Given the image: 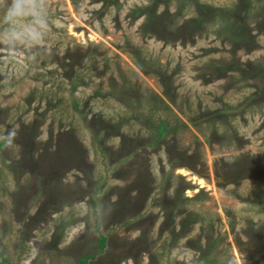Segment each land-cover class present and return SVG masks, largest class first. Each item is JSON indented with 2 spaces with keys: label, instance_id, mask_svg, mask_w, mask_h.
<instances>
[{
  "label": "rangeland",
  "instance_id": "obj_1",
  "mask_svg": "<svg viewBox=\"0 0 264 264\" xmlns=\"http://www.w3.org/2000/svg\"><path fill=\"white\" fill-rule=\"evenodd\" d=\"M115 1L26 0L41 26L28 14L13 23V0H0V256L8 264H264V241L250 245L253 225H264V102L240 114L250 96L264 97V0H199L203 26L179 37L165 27L179 8V25L197 18L192 0ZM152 2L170 17L144 35L146 17L134 12ZM229 14L243 23L239 40L224 30ZM33 28L39 42L12 38ZM136 48L175 73L177 106L157 103L152 120L193 117L212 145L193 128L156 142L152 123L135 120L164 91L136 66ZM28 131L36 136L27 156ZM238 171L244 178L228 184ZM179 177L193 187L186 197L203 193L180 212L202 221L182 230L178 214L175 232L186 235L174 244L161 231ZM212 238L220 245L209 255ZM255 250L262 257L253 259Z\"/></svg>",
  "mask_w": 264,
  "mask_h": 264
},
{
  "label": "trees",
  "instance_id": "obj_2",
  "mask_svg": "<svg viewBox=\"0 0 264 264\" xmlns=\"http://www.w3.org/2000/svg\"><path fill=\"white\" fill-rule=\"evenodd\" d=\"M111 3H117L115 0H105V7H111ZM196 4V5H195ZM190 5H195V7L197 6L200 10V15L195 18L194 20H191L187 23H185L184 25H182L180 23V25L178 24V20H176V16L180 14V12H182L183 8H179V10L176 11L175 16H172V20L174 21V17H175V23L179 26H181L180 28H176V24L171 23L170 25L166 26L165 29H168L167 31L173 32L174 36L179 37L180 34V30H186V29H191L193 26H203V18L201 16V14L205 13L204 12V6H202V3H200L199 0H192ZM216 13H218V16L224 15L220 12H223V10H218L216 9ZM168 12V11H167ZM167 12H164L162 14H158L159 13V5L157 4V2H152L150 5H147L145 7H141V8H137L134 12L136 17H146V22L143 24L142 26V31L144 33V35H149L152 34L151 32L155 31V29H158V27L161 26V22H163V18L165 16H169L167 14ZM246 14V13H245ZM204 15V14H203ZM228 17V23H225L224 25V30H227V32H230L231 30H233L235 33H237V35L239 37H237V40H239L240 36H242L243 33H246L245 30H243L242 28V22L238 21L236 19H232L231 14L226 15ZM213 19H215V17H211ZM262 21L258 24L261 25L260 28L262 27V29H264V14L261 15ZM162 29V27H161ZM129 46V44H128ZM137 53L140 52L141 56L138 55V58L136 59L137 64L136 66L138 67V69L140 70V72L143 75H156L157 77H159L161 79V84L163 86V95H154V97L156 98V100L154 99L155 102L152 101V103H154L155 105L150 108L148 111H146V108L144 107L143 110L141 112H139L138 117L135 119L136 121H140L141 123L144 122L145 125L147 126V128H150V122L152 123V126L150 129H155L153 135L158 139V141L156 142H161L162 140H164V138L166 136H169L175 132H177L179 129L183 128V129H190L193 128L196 131H199L200 134L202 135V137L205 139V143L208 145H212V143L214 142L213 138L207 137L206 135L202 134L201 131V127L202 124L199 121H196V119H194L193 117H188V122L184 123L183 121H181L179 119V117L176 115L175 119H176V123L173 124L171 122V124H169V121L165 120V119H158V120H152V117H154V115H156V111L157 110V103L159 104L160 107H163L164 109H168L171 111L170 106H177L176 103V99L174 96H171V92L173 93V75H175V73H173L172 75H169L168 72H166L163 69H160L159 67H157L156 65H153L154 63L144 54H142L144 51L141 50L140 48H136L135 49ZM142 52V53H141ZM135 55H137L135 53ZM238 68L237 65L232 66L231 68L228 67L227 69H230L232 71H236ZM139 78V77H138ZM140 82V79H138V81L135 83L136 87H138ZM141 85V84H140ZM167 98H166V97ZM165 97V98H164ZM264 97L259 98L256 95H252L250 96L245 102L248 101L249 103V107L242 113H240L242 116H245L246 112H248V110H250V108L252 109L254 106H260L262 104ZM244 102V103H245ZM141 104V103H140ZM148 113V114H145ZM180 114H184V112H182L180 110ZM204 115V114H203ZM207 117V116H206ZM204 117V118H206ZM214 119H207L206 122L207 123H211V122H221L223 121V116L216 118L213 117ZM222 118V119H220ZM203 119V118H202ZM115 132H117L118 130H114ZM97 134H95L96 137H98V131L96 132ZM26 135V139L25 142H23L22 140L20 141V143L22 144V148L25 151V155H30V153H32V155H34V149L31 146V148H29L27 146V144L29 143L28 141L30 139H34L36 136V133L33 131L32 134L30 131H28L27 134H23ZM22 137V136H21ZM156 139V140H157ZM32 141V140H31ZM4 143L0 141V153L1 150L3 148ZM1 155V154H0ZM86 171V170H85ZM87 174H89V170L86 171ZM85 173V174H86ZM244 173L245 171H238V175L237 173H230L227 174V176L224 178L225 181H227L228 184H235L237 181H241L244 178ZM248 173V172H247ZM246 177H249L246 176ZM179 183L177 184L176 188H175V193L173 194L172 197L169 198V202H170V207L171 209L169 210L170 214H167L166 219L167 222L165 223V225L167 226V228H163L161 232L165 231L167 232V230H169V235L174 237L175 239L173 240V243L175 244L177 241H179L180 238L184 237L186 235V233H180V234H176L175 232V226H176V222H177V216L178 214H182L180 212V209L184 207V205L187 204V202H193L196 199H199L203 193L197 195L195 198H188L185 196V192L188 190H192L193 187L191 186L190 183L188 182H184V178L183 177H179L178 178ZM182 210V209H181ZM185 214L183 216V218H181V222H180V226L182 230H187L189 229L193 224L197 223V221H202L199 218V215L196 212H185L183 213ZM182 214V215H183ZM254 229H255V234H254V238H256L253 242L251 241V247L253 246V249L256 247L258 248V246H260V242L264 241L257 239V233L258 232H262L264 231V225L262 223L260 224H256L253 225ZM107 240L108 237H102L100 239V249L101 250H105V248L107 247ZM220 243L219 241H214L212 238V241L209 243V252L208 254L210 255L214 250H216L219 247ZM256 250L254 252H252V258L253 259H258L262 256H258L257 253H255ZM255 254V255H254ZM157 255V253H156ZM208 255V256H209ZM206 255L203 256V260H207V258H205ZM92 257H84L82 259L79 260V264H87L88 261L91 259ZM260 259H264V258H260ZM213 264L216 263V260L214 259L212 261ZM0 264H8L6 257L4 256H0Z\"/></svg>",
  "mask_w": 264,
  "mask_h": 264
},
{
  "label": "clouds",
  "instance_id": "obj_3",
  "mask_svg": "<svg viewBox=\"0 0 264 264\" xmlns=\"http://www.w3.org/2000/svg\"><path fill=\"white\" fill-rule=\"evenodd\" d=\"M8 14H11L13 18V23L16 20L22 19L25 14L30 16L36 17L34 23L37 25H41V21L39 19V14L36 10H34L26 0H13V3L10 6ZM42 26V25H41ZM12 38L16 41H22L25 43H34L39 42L41 38V33L36 29H20V30H13Z\"/></svg>",
  "mask_w": 264,
  "mask_h": 264
}]
</instances>
